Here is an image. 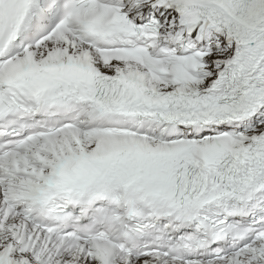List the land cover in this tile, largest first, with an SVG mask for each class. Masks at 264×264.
<instances>
[{
  "label": "snow or ice",
  "instance_id": "snow-or-ice-1",
  "mask_svg": "<svg viewBox=\"0 0 264 264\" xmlns=\"http://www.w3.org/2000/svg\"><path fill=\"white\" fill-rule=\"evenodd\" d=\"M0 264H264V0H0Z\"/></svg>",
  "mask_w": 264,
  "mask_h": 264
}]
</instances>
